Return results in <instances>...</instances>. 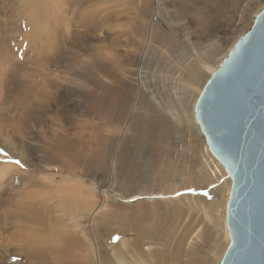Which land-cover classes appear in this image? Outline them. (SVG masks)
I'll use <instances>...</instances> for the list:
<instances>
[{
  "label": "rangeland",
  "instance_id": "1",
  "mask_svg": "<svg viewBox=\"0 0 264 264\" xmlns=\"http://www.w3.org/2000/svg\"><path fill=\"white\" fill-rule=\"evenodd\" d=\"M263 8L264 0H0V264H116L119 238L137 239L126 220L142 205L144 252L169 237L159 258L169 264L170 244L191 226L193 248L186 245L181 260L213 264L221 209L209 221L199 206L230 180L217 167L212 185H195L217 165L205 143L161 108L178 109L190 68L204 66L219 45L222 54L207 63L215 69ZM197 93L189 90L188 103ZM138 135L140 147L127 153ZM116 142L124 148L120 168ZM128 164L147 174L153 194L121 197ZM74 186L90 189L88 209L62 202Z\"/></svg>",
  "mask_w": 264,
  "mask_h": 264
},
{
  "label": "water",
  "instance_id": "2",
  "mask_svg": "<svg viewBox=\"0 0 264 264\" xmlns=\"http://www.w3.org/2000/svg\"><path fill=\"white\" fill-rule=\"evenodd\" d=\"M193 117L230 180L218 264H264V8L205 82Z\"/></svg>",
  "mask_w": 264,
  "mask_h": 264
},
{
  "label": "bare ground",
  "instance_id": "3",
  "mask_svg": "<svg viewBox=\"0 0 264 264\" xmlns=\"http://www.w3.org/2000/svg\"><path fill=\"white\" fill-rule=\"evenodd\" d=\"M139 1H142V2H145L146 0H139ZM158 0H155V2H157ZM40 10V9H39ZM167 10V9H166ZM172 43V42H171ZM171 45V44H170ZM168 49H172L170 46L168 47ZM222 51V47L219 46V45H216L213 50H212V56L211 57H215L217 55H219V53H221ZM52 54V53H51ZM222 54V53H221ZM220 54V55H221ZM219 55V56H220ZM209 59H211V57L208 55H206ZM206 58V59H208ZM208 60H206L205 64L208 63ZM211 63V62H210ZM177 64H180L179 61H177ZM205 64L204 66H202L201 68H199L197 71H193L192 68H190V77L188 79H186V83L187 85L184 86V89H185V94H184V98L181 100V103L180 105L177 107L178 109L176 110H173L171 109L170 107H168L166 104L161 108V111L164 112V115H166V117L170 118L175 124L179 125V126H182L185 128H188L192 135L195 137V139L200 142V143H205L204 142V138L203 136L201 135L197 125H196V122L194 120V117H193V106L191 103H188L187 99H188V92L189 90H193V92H198L197 94L199 95L200 92H201V89L204 85L201 86L200 84V81L202 80L203 78V74H205V72L203 73V71H205ZM207 69H206V72L208 71L210 74H212V72L214 71L209 69V64H207ZM75 75V74H74ZM206 75V74H205ZM76 76V75H75ZM207 76V75H206ZM204 79V78H203ZM205 84V83H204ZM196 94V93H195ZM198 95L196 97H198ZM197 99V98H196ZM196 101V100H195ZM194 101V103H195ZM142 102H139L138 105L140 106ZM193 103V104H194ZM111 104V103H110ZM115 105V103H114ZM159 105V104H157ZM112 120V119H111ZM147 120V119H146ZM144 126H145V130L147 132H150V125L148 124V122H145L144 121ZM155 123V122H154ZM158 130L162 133V137L163 139H169V137L164 134L163 132H169L170 129H169V126L168 125H165V123L160 120L159 124H158ZM154 134H156L154 132ZM157 136L161 134H159V132L156 134ZM138 136H135L133 137L129 143H128V146L127 147H124L126 149V152L128 153H131L132 150L130 148V146L132 145H137L135 141H139L138 140ZM147 136V135H146ZM157 140L159 141L160 140V137L158 136L157 137ZM141 142V141H140ZM111 148H114V153H115V159L116 161H114L116 164H117V167H119L118 165V157L121 156V151L122 149V145L120 142H116L114 143L113 145H110ZM138 147H140L139 145H137ZM206 147V146H205ZM97 150H105V145L102 143V144H99L96 149ZM206 153L208 155V157H211L213 162L217 165V166H214L216 168V172H214L212 169L211 172L209 173H206V171H204V173H201V175H198V176H195L196 178V181H198L197 184H195L196 186L202 184V183H207L208 185H212L213 184V179H215V176H216V173H220L219 171H217V167L218 169L221 168L222 172L223 169L222 167L217 163V161L212 157V155L208 152V150L206 149ZM78 154V153H77ZM76 155V154H75ZM169 157V155H162L161 157V163H163L165 161V159H167ZM75 158V157H74ZM77 158V156H76ZM49 160V159H48ZM52 161V160H50ZM208 161V160H206ZM41 162V161H40ZM49 162V161H47ZM209 162H212V161H209ZM116 164L114 165V167H116ZM208 164V163H207ZM211 164V163H210ZM50 165V164H49ZM42 167V166H41ZM208 167V166H207ZM54 168V167H53ZM166 168H169V165L167 164L165 167ZM137 169V168H136ZM143 170L147 173V166L143 168ZM165 171V170H164ZM108 173L111 174V176L113 177H116L117 173L115 171L112 172V166H110V170L107 171ZM103 174V173H102ZM224 175H226V173L224 172ZM221 176V175H220ZM227 176V175H226ZM104 177V176H103ZM165 176H162V178H164ZM118 178V177H117ZM147 180V174H145L144 176H142L141 174V169L138 171L136 170L135 172V169L132 167V165L128 164V170L126 171L125 175H122V179L125 183V191H121L120 192V195L121 197H132L134 198V196H139V197H142V196H145V195H148V194H153L155 191H152V188H150L151 186H148L147 185V181H142L143 179ZM217 178V177H216ZM228 178V177H227ZM105 179V178H104ZM116 179V178H115ZM218 180V179H217ZM116 181V180H115ZM117 183V182H116ZM225 183V182H224ZM66 184V183H65ZM228 184V185H227ZM64 185V184H63ZM82 185V184H80ZM218 185V184H217ZM226 187H222L220 188L219 186H216L214 188V190L212 192H210L208 194V197L204 198L202 201L204 202L205 200H207V202L209 201L208 203V206L205 204H203V202H201V206H199L200 208V211L202 213V215H204L209 221H211V216H210V213L212 211H214L215 209H221V213L220 215L218 216L219 220H218V225L217 227V230L216 232H219L220 235L223 239L222 243H221V248L220 250H216L215 252L212 253V257L214 258L213 260V264H218L222 255H223V252L225 251V248L229 242V239H228V235H227V232H226V228H225V220H224V212H225V204H226V200H227V197H228V194H229V190H230V181L229 183H226ZM72 186V185H71ZM79 186V185H78ZM66 188V186H65ZM83 188V187H82ZM85 188V187H84ZM104 188V187H103ZM119 188V187H118ZM64 189V188H63ZM89 189V188H88ZM122 189V188H121ZM120 189V190H121ZM92 190V189H91ZM113 190V189H112ZM115 190V189H114ZM123 190V189H122ZM61 191V190H60ZM66 192L70 193V196L67 197V199H63L62 198V202L64 201L65 202V205L68 204V206L70 207H80L81 209H88V207L90 205H92V203H94V201L92 200L93 197H90L89 195L93 196L92 194H88V192H86L85 190L83 191L81 188H75L74 187H68V189L65 190ZM93 191V190H92ZM63 192V191H62ZM87 193V195H86ZM93 193V192H92ZM197 194V193H196ZM87 196L90 197V199H87ZM178 196V195H177ZM190 196V195H189ZM191 198V197H190ZM181 199V198H180ZM185 200H188V196H185L184 197ZM66 200V201H65ZM182 200V199H181ZM191 200V199H190ZM193 200V199H192ZM194 201V200H193ZM197 201V200H195ZM199 201V200H198ZM56 202V201H55ZM188 202V201H186ZM206 202V203H207ZM191 203V202H190ZM190 203H188V205H190ZM200 203V202H199ZM61 204V202L59 203ZM81 204V205H80ZM199 205V204H197ZM83 208H82V207ZM143 205L140 207V210H138L137 212L139 213H136L134 211H132L131 213H134V214H130L131 216L130 217H127V220H126V227L128 229H130L131 232H135L136 235H137V239L133 242H129L127 243V241L125 240V237H124V241L121 239L123 237H120L119 238V244L120 245H117V247L119 246V248H122L124 249L123 252L121 249H117L115 251L112 252V257H113V260H114V263L116 264H160V257L162 255V249L169 243V237H166L165 240H164V243L163 244H159V246L162 248H160L159 250H155V251H152L153 253L151 252H144L141 247H142V244H141V238L142 236L140 234H137V230H138V227L141 223L142 220H144L147 215L146 213L144 212V208H142ZM216 218V217H215ZM75 221V220H74ZM73 221V222H74ZM206 222V221H205ZM76 223V221H75ZM211 223V222H210ZM212 224V223H211ZM213 225V224H212ZM211 225V226H212ZM67 226V224H66ZM216 227H214L216 229ZM212 227V229H214ZM191 230V226L188 227V229L186 231H184L175 241L174 244H170L171 247H169L171 249L170 253L167 254L168 256V263L169 264H184L183 263V259L181 260V257L183 255V253L185 254V246L187 245V247L189 249L186 248V250L188 251V253H190L189 251L193 248L192 245V236L189 234V231ZM158 236H159V232H158V229L154 231ZM170 233V232H169ZM134 235V234H133ZM195 236V235H194ZM197 236V234H196ZM217 236V235H216ZM215 236V237H216ZM219 236V237H220ZM112 236H110L109 238H111ZM218 237V236H217ZM216 237V238H217ZM118 238V237H117ZM116 238V239H117ZM220 239V240H221ZM216 240V239H215ZM107 241V240H106ZM217 241V240H216ZM151 245L155 244L153 242H150ZM217 246V245H215ZM167 249V250H170V249ZM217 249V248H216ZM112 250V249H111ZM213 251V250H212ZM218 251V252H217ZM17 252V251H16ZM18 253V252H17ZM98 253V252H97ZM98 255V254H97ZM191 255V254H190ZM19 259V258H18ZM185 259V258H184ZM187 260V259H185ZM200 260V259H199ZM187 261H191V259L187 260ZM194 261V260H193ZM186 263V264H190V263ZM192 263V261H191ZM15 264H18V262H16Z\"/></svg>",
  "mask_w": 264,
  "mask_h": 264
},
{
  "label": "snow or ice",
  "instance_id": "4",
  "mask_svg": "<svg viewBox=\"0 0 264 264\" xmlns=\"http://www.w3.org/2000/svg\"><path fill=\"white\" fill-rule=\"evenodd\" d=\"M15 163L19 164L20 162L19 161H15ZM21 166H23V165H21Z\"/></svg>",
  "mask_w": 264,
  "mask_h": 264
}]
</instances>
